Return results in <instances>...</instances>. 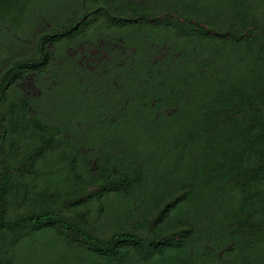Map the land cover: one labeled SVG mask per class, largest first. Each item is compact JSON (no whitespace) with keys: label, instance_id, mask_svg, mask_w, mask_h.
<instances>
[{"label":"rangeland","instance_id":"obj_1","mask_svg":"<svg viewBox=\"0 0 264 264\" xmlns=\"http://www.w3.org/2000/svg\"><path fill=\"white\" fill-rule=\"evenodd\" d=\"M0 185V264H264V0H0Z\"/></svg>","mask_w":264,"mask_h":264},{"label":"trees","instance_id":"obj_2","mask_svg":"<svg viewBox=\"0 0 264 264\" xmlns=\"http://www.w3.org/2000/svg\"><path fill=\"white\" fill-rule=\"evenodd\" d=\"M75 31L74 27H69L66 29L61 36H67ZM55 36V35H54ZM46 38L42 39L40 53L44 52V45L46 43ZM80 44V45H79ZM76 45H79L74 52L70 53L71 59L77 65H81L84 63L85 59H94L95 57L101 55L103 52H115V47L112 46V43L108 44L104 41L97 42H89V44H84L83 41L78 42ZM93 53H96L95 57H93ZM89 63V62H88ZM5 182L8 181V177H5ZM7 187L0 185V233L8 230H14L21 228L25 225L30 224H44L54 219V216L50 213H41V214H32L24 217H20L15 221L9 222L5 220V207H4V197L6 193ZM61 224L68 230L73 233L79 235L81 238L86 240L89 243L94 244L100 249H107L112 246L114 243L118 244H139L143 243L145 240L138 235L132 233H119L111 236L106 241H101L97 238L90 236L84 231L80 230L76 226L69 224L65 221H61Z\"/></svg>","mask_w":264,"mask_h":264}]
</instances>
